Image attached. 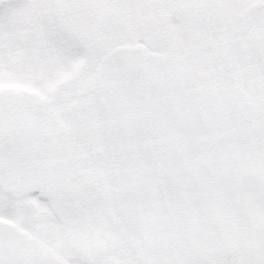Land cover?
<instances>
[{"label": "snow or ice", "instance_id": "snow-or-ice-1", "mask_svg": "<svg viewBox=\"0 0 264 264\" xmlns=\"http://www.w3.org/2000/svg\"><path fill=\"white\" fill-rule=\"evenodd\" d=\"M0 264H264V0H0Z\"/></svg>", "mask_w": 264, "mask_h": 264}]
</instances>
